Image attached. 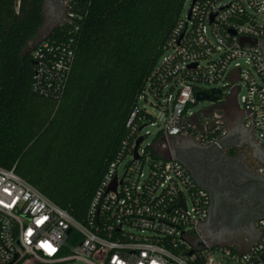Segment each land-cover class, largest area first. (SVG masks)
Returning a JSON list of instances; mask_svg holds the SVG:
<instances>
[{"label":"built area","instance_id":"1","mask_svg":"<svg viewBox=\"0 0 264 264\" xmlns=\"http://www.w3.org/2000/svg\"><path fill=\"white\" fill-rule=\"evenodd\" d=\"M222 1L191 0L139 98L149 102V95L166 96L159 142L170 153L152 158L141 150L142 141L135 158L137 139L144 140L143 129L156 123H146L141 114L148 110L139 104L127 123L122 157L111 163L83 221L14 167L0 166V264H264V217L257 221L259 238L247 249L210 244L201 232L209 212L208 192L170 151V137L206 145L227 136V103L194 111L196 94L213 88L222 91L216 103L230 89L246 126L264 146V55L250 42L264 39V0ZM68 3L64 0L55 26L73 24L76 14ZM74 29L79 27L74 24ZM242 38L250 40L242 43ZM41 44L49 54L39 63L35 89L58 95L72 67L75 41H60L56 49ZM128 154L131 161L119 176Z\"/></svg>","mask_w":264,"mask_h":264},{"label":"trees","instance_id":"2","mask_svg":"<svg viewBox=\"0 0 264 264\" xmlns=\"http://www.w3.org/2000/svg\"><path fill=\"white\" fill-rule=\"evenodd\" d=\"M44 1L0 0V166L14 167L83 221L111 163L122 157L129 118L186 0H69L73 24L38 39ZM69 38L75 52L64 88L58 95L35 89L49 54L41 43L56 49ZM141 116L154 122L145 109ZM161 136L145 148L152 158L163 155Z\"/></svg>","mask_w":264,"mask_h":264},{"label":"flooded vegetation","instance_id":"3","mask_svg":"<svg viewBox=\"0 0 264 264\" xmlns=\"http://www.w3.org/2000/svg\"><path fill=\"white\" fill-rule=\"evenodd\" d=\"M60 2L64 0H55L57 5ZM44 27H49L47 19ZM261 49L264 55V39ZM244 117L236 105L225 109L228 134L219 144L173 139L175 155L208 192L209 212L201 232L212 245L234 246L245 237L254 238L257 221L264 216V146Z\"/></svg>","mask_w":264,"mask_h":264},{"label":"rangeland","instance_id":"4","mask_svg":"<svg viewBox=\"0 0 264 264\" xmlns=\"http://www.w3.org/2000/svg\"><path fill=\"white\" fill-rule=\"evenodd\" d=\"M223 3H227L228 0H223L222 1ZM191 6V0H186L185 2V6H184V11H183V14L184 15H187V12L189 10ZM50 17L48 16L47 17V20H49ZM58 23H54L52 24L50 27H48L46 29V27H42L41 30H40V34L38 36V39H42L44 38L48 33L49 31ZM228 81V80H227ZM203 88H208L207 86H203ZM225 95L223 97V100L222 102L220 103H213V102H210V101H206V100H199L197 102L196 105H194V111H198V110H202V109H210V108H213V109H218L220 106L223 105V103H227L225 105V107L227 108V110H231L233 106H235L233 103V99L231 98V95H230V89L229 88H226L225 89ZM244 93L243 90H241L239 93H238V99H240V96ZM165 95L163 94L159 99L157 98H154L153 96L149 95V102H152V104H150L149 102L147 101H144V100H140L139 101V104L146 108L148 110V112H150L153 116V121L156 122L155 124L153 125H148L146 126L142 133H141V136H144V140L141 144V150L142 149H145L146 147H148L149 145L153 144V141L154 139L156 138V136L158 135L159 131H160V127H161V121L163 119V116H164V111H163V107H164V104H165ZM225 108V109H226ZM239 108H241V105L239 106ZM140 150V151H141ZM162 154L164 155H168L170 152H168L167 150H162L161 152ZM129 161H131V155H127L123 161L120 163L119 167H118V172H119V176H121L124 172V169L126 167V165L129 163ZM148 166L145 165V169H147Z\"/></svg>","mask_w":264,"mask_h":264},{"label":"water","instance_id":"5","mask_svg":"<svg viewBox=\"0 0 264 264\" xmlns=\"http://www.w3.org/2000/svg\"><path fill=\"white\" fill-rule=\"evenodd\" d=\"M64 2L61 3L60 5H57L55 3V0H45L44 1V16H45V23H46V13H47V9L49 8V13L51 15V18L48 20L49 22V27L54 24V23H58L61 21L62 16H63V9L61 8V6H63ZM213 16L210 17L209 22H212ZM250 39L247 38H242L241 42L244 43L245 41H249ZM251 44L253 45H259L261 47V41H250ZM195 66V65H193ZM222 94V91L220 89L217 88H213L211 90L210 93L208 92H198L196 94V98L197 100H206V101H210L213 103H216L218 101V99L220 98ZM177 137H170V148H171V155L174 159L180 160L177 158V156L175 155V145H174V141L173 139H175ZM143 141V137H139L136 141L135 147H134V156L135 158H138V147L140 145V143ZM181 161V160H180ZM182 162V161H181ZM183 163V162H182ZM184 164V163H183ZM185 165V164H184ZM116 187V183L113 184L112 188ZM264 217V216H263ZM216 245H220V243H216ZM199 247H203L202 245H200V243H198Z\"/></svg>","mask_w":264,"mask_h":264},{"label":"crops","instance_id":"6","mask_svg":"<svg viewBox=\"0 0 264 264\" xmlns=\"http://www.w3.org/2000/svg\"><path fill=\"white\" fill-rule=\"evenodd\" d=\"M260 232L259 229H257V232L253 236L254 238H247L245 237L244 241H241L238 245H234V247L238 249H247L251 244H253L258 238H259Z\"/></svg>","mask_w":264,"mask_h":264}]
</instances>
